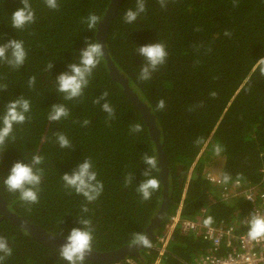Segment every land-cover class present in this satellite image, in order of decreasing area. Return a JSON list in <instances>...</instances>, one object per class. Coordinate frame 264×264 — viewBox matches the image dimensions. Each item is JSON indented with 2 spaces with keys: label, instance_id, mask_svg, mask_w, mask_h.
Listing matches in <instances>:
<instances>
[{
  "label": "trees",
  "instance_id": "1",
  "mask_svg": "<svg viewBox=\"0 0 264 264\" xmlns=\"http://www.w3.org/2000/svg\"><path fill=\"white\" fill-rule=\"evenodd\" d=\"M29 2L35 22L13 29L11 14L23 6L21 0H0V44L18 39L27 51L18 69L0 61V85L7 86L0 90V116L18 97L31 104L27 121L14 125L12 135L0 146V194L10 211L53 235L67 237L72 228H82L79 217L83 216L92 221V249L108 252L130 245L133 233H145L162 203L159 163L151 173L160 180L159 190L148 201L136 191L148 169L142 156L148 153L157 158L156 144L121 84L111 78L104 57L79 98L65 100L57 93L55 80L71 63L79 62L86 41L98 42V25L111 0H58L57 9L47 7L44 0ZM145 7L129 24L124 14L135 10L136 0H122L110 22L106 47L115 67L150 107L168 159L169 204L157 237L181 202L184 217L204 214V219L210 216L216 225L239 222L250 204L243 197L222 202L221 187L208 176H215V162L221 157V172L215 177L223 182V175L230 174L226 185L241 181L264 187V0H165L163 6L159 0H145ZM91 14L99 20L89 30L85 21ZM158 42L168 52L166 62L151 79L141 81L138 75L144 58L137 48ZM33 76L36 82L30 87ZM105 91L115 109L111 119L95 103ZM161 99L165 107L159 110ZM56 103L64 104L70 114L50 122L48 114ZM85 120L90 121L87 126ZM135 123L143 131L133 133L130 126ZM58 132L67 136L71 147L59 146ZM216 145L223 149L219 156ZM34 154L43 157L37 166L43 176L39 202L29 205L18 193L8 192L3 180L15 162L31 163ZM85 158L91 159L104 185L91 203L66 189L61 179ZM129 174L133 180L127 184ZM84 206L87 213L82 212ZM0 237L13 250L4 264H67L58 249L37 243L9 220L0 222ZM156 239L139 258L128 259L153 264L158 256ZM208 248L201 237L176 230L161 264H190ZM85 264L95 263L85 260ZM118 264L130 263L126 259Z\"/></svg>",
  "mask_w": 264,
  "mask_h": 264
},
{
  "label": "clouds",
  "instance_id": "2",
  "mask_svg": "<svg viewBox=\"0 0 264 264\" xmlns=\"http://www.w3.org/2000/svg\"><path fill=\"white\" fill-rule=\"evenodd\" d=\"M47 7L51 9L58 8V0H44ZM163 6L165 0H159ZM22 7L18 8L11 14V27L13 29H24L25 26L35 22V12L31 7L29 0H21ZM146 11L145 0H136V8L128 9L124 14L126 23H134L141 13ZM99 17L91 14L86 18L87 27L92 30L96 27ZM228 35V33H226ZM86 47L80 52L78 63H71L69 70L63 72L56 77V91L63 94L65 100H73L83 95L84 89L88 87L94 69L101 63L104 56V46L100 42L86 41ZM137 53L144 58V64L140 68L138 79L147 81L151 79L153 72L166 62L168 52L164 44L158 42L154 44H146L137 48ZM27 58V51L24 43L18 39H11L4 44H0V61L6 62L14 69L22 67ZM48 70L53 68V62L48 66ZM35 76L28 81L29 86L35 85ZM6 85H0V90H6ZM109 93L103 92L102 96L96 98L95 103L101 105L102 111L108 114L109 119L115 116V109L107 101ZM215 96V93L211 94ZM101 101H104L101 103ZM165 107V101L159 100L157 109L162 110ZM31 110V104L28 99L18 97L10 101L4 110L3 116H0V146H3L8 138L12 135L14 125L24 124L28 117L27 114ZM69 110L62 103H56L50 108L48 120L50 122H58L69 116ZM90 121L85 120L84 125L87 126ZM133 133L143 131V127L139 123L130 126ZM57 142L61 148L71 147L70 141L63 133L56 134ZM200 141L198 140L197 143ZM220 145L214 148L217 156L222 152ZM143 162L148 169L143 173L146 177L137 187L136 191L141 199L148 201L151 199L153 192L159 190L160 180L151 175L152 170L158 167L157 158L154 155L144 153ZM43 163V157L39 154L32 156L31 163L17 161L11 167L9 174L4 178L3 184L10 193H18L19 199L25 204H36L39 202V186L42 183L43 169L37 168ZM64 187L73 190L76 194L81 195L89 203L94 202L102 194L104 185L97 179V173L93 170L91 159L85 158L71 173H64L61 176ZM133 176L129 174L126 183L130 184ZM230 174L223 175V182L229 183ZM87 206L82 208V212L87 213ZM79 223L82 228H72L70 234L66 237V242L59 248V257L66 261L67 264H85V260L92 252L94 241V229L92 221L83 216L79 217ZM212 223V217L205 219L206 226ZM247 226V237L251 241H260L264 239V215L255 213L250 218L245 219ZM132 244L134 246H143V248L151 247V240L142 232L133 233ZM12 248L9 246L5 237H0V264H4L7 257L12 255Z\"/></svg>",
  "mask_w": 264,
  "mask_h": 264
},
{
  "label": "built area",
  "instance_id": "3",
  "mask_svg": "<svg viewBox=\"0 0 264 264\" xmlns=\"http://www.w3.org/2000/svg\"><path fill=\"white\" fill-rule=\"evenodd\" d=\"M208 179L221 187L222 202L229 203L236 197H243L251 204L250 209L239 222L231 220L206 226L204 214L201 217L187 218L182 216L181 208H179L168 218L162 233L156 237L155 250L158 256L153 264H161L176 230L184 236H198L209 243L207 252L198 256L190 264H264V239L249 240L245 230L247 226L244 223L245 219L255 213L264 215V189L241 181L226 185L219 177L210 175ZM242 229L244 231H241ZM127 261L130 264H138L132 259Z\"/></svg>",
  "mask_w": 264,
  "mask_h": 264
},
{
  "label": "water",
  "instance_id": "4",
  "mask_svg": "<svg viewBox=\"0 0 264 264\" xmlns=\"http://www.w3.org/2000/svg\"><path fill=\"white\" fill-rule=\"evenodd\" d=\"M121 2L122 0H111L108 9L105 12L104 18L98 25L97 40L104 46L103 57L106 60V64L109 69L111 78L121 84L124 93L128 96L129 100L134 104L135 108L142 115V118L148 127L151 138L156 144V151L158 154L157 159L160 167V179L163 185V199L159 210L157 211L156 215L152 218L150 224L148 225L144 233L151 240L152 244V242L157 237V230L161 228L167 215V207L169 204V163L163 150V146L160 143V130L156 125L155 117L151 113L150 107L139 98L137 93L134 92L133 89L130 87L125 76L122 75L115 67L114 63L109 57L108 49L106 47L108 28L113 18V15L117 11ZM0 215V222L3 220H9L16 227L27 232L30 237L37 243L59 250V248L66 242V237H59L53 235L44 230L43 228L32 224L26 218L21 217L10 211L7 207L6 202L3 200L1 194ZM144 249L146 248H143V246H134L133 244L125 245L119 249L108 252H100L92 249V252L88 254L86 260L95 264H118L119 262L126 260L129 257L139 258L141 251Z\"/></svg>",
  "mask_w": 264,
  "mask_h": 264
},
{
  "label": "rangeland",
  "instance_id": "5",
  "mask_svg": "<svg viewBox=\"0 0 264 264\" xmlns=\"http://www.w3.org/2000/svg\"><path fill=\"white\" fill-rule=\"evenodd\" d=\"M221 161H223V158H219ZM219 159L217 158V160H216V162H215V164H217L218 165V167L215 169V170H213V174L215 175V176H218L219 174H220V172H221V167H222V165H220L221 164V161H220V163H219Z\"/></svg>",
  "mask_w": 264,
  "mask_h": 264
},
{
  "label": "bare ground",
  "instance_id": "6",
  "mask_svg": "<svg viewBox=\"0 0 264 264\" xmlns=\"http://www.w3.org/2000/svg\"><path fill=\"white\" fill-rule=\"evenodd\" d=\"M123 92H124V91H123ZM187 185H188V184L185 185V192H186ZM254 185H257L259 188L264 189V187L261 186L260 184H254ZM236 198H239V197H236ZM246 201H247V200H246ZM247 202H248V201H247ZM248 203H249V202H248ZM249 204H250V203H249ZM250 205H251V204H250ZM179 208H181V212H182V202L179 204L178 208L176 209V212H177V210H178ZM176 212H175V213H176Z\"/></svg>",
  "mask_w": 264,
  "mask_h": 264
}]
</instances>
